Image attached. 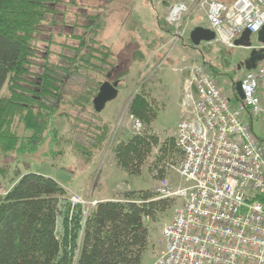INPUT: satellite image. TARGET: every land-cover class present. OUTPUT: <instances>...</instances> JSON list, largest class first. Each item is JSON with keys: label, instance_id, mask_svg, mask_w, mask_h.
Listing matches in <instances>:
<instances>
[{"label": "trees", "instance_id": "1", "mask_svg": "<svg viewBox=\"0 0 264 264\" xmlns=\"http://www.w3.org/2000/svg\"><path fill=\"white\" fill-rule=\"evenodd\" d=\"M168 1L163 3L168 6ZM59 2L0 0V151L23 148L25 143H32L31 149H35L36 139L45 133L55 138L57 130L51 115L70 95L63 87L74 77L79 87L72 91V106L79 112L91 106L95 113L92 99L113 73L107 49L92 46L97 43L93 36L86 41V31L92 28L90 18L59 61L55 64L48 60L51 29L57 22L64 25L56 19V15H62L57 10ZM44 30L41 40L46 46L41 50L34 41ZM201 64L212 76L216 72L211 62L203 59ZM93 74H104L105 79L98 81ZM6 86L9 95L2 92ZM155 104L143 89L133 95L128 112L141 119L145 129L130 132L111 149L118 165L129 175L140 174L145 165L158 180L164 178L168 166H173L175 153L180 154V161L182 154L174 136L160 141L153 132ZM15 124L21 126V132ZM96 127L99 130L85 147L74 138L75 151L78 147L85 159L102 147L111 130L107 122ZM153 189H127L123 193L127 200L98 199L84 214L82 204H73L71 192L53 177L39 172L17 175L0 192V264H140L148 221L156 223L175 199L157 198Z\"/></svg>", "mask_w": 264, "mask_h": 264}, {"label": "rangeland", "instance_id": "2", "mask_svg": "<svg viewBox=\"0 0 264 264\" xmlns=\"http://www.w3.org/2000/svg\"><path fill=\"white\" fill-rule=\"evenodd\" d=\"M58 1L60 2L57 10L62 15H56V19L62 20L64 25L60 26L57 22L51 29L52 43L49 45L48 60L56 64L60 55L65 52L66 46L76 43L74 36L83 30L82 25L86 24L85 21L92 20L90 21L92 28H97V32L95 30L93 34L88 35L92 29L88 27L90 30L86 31V41L89 42V38L93 36L98 44L91 45L96 48L101 46L100 48L103 47L102 49H107L110 53L112 69H114L112 80L117 77L118 94L116 98L105 103V108L101 112L92 113L91 106L79 112L77 106H72L71 103L72 91L79 87H77L78 78L74 77V80L67 81L63 90L70 95L64 98L63 103L61 102L56 112L51 115L57 136L53 138L45 133L38 137L35 149H31L32 143H25L23 148L18 145L19 148L13 151H0V192H3L17 175L26 172H39L53 177L73 192L71 194L77 193L81 199L90 201H97L98 196L127 200L123 194L127 189H153L157 180L153 176L154 173L147 170V166H143L140 174L129 175L118 165L111 149L115 142L125 138L124 133L135 131L130 118L132 114L128 112V105L133 95L143 89L150 98H154L157 116L153 122V132L160 141H164L174 136L176 123L181 119L185 94L183 80L187 74V67L192 63H201L203 59L211 62L216 68L213 74L216 84L234 103L237 99L233 94V83L243 76L236 68L250 53V49L243 46L229 49L215 41L202 42L194 47L189 40L191 29L196 25L208 27V18L202 10H194L192 14H183L178 22H168L166 16L173 0L168 1V6L163 0ZM222 1L229 2V0ZM75 23L77 24L75 29L71 28ZM46 30L34 41L38 49L43 50L46 46L45 41L41 40ZM174 36H177L176 39H173ZM127 38H130L131 42ZM136 38L142 39L141 48L145 51L149 46L151 48L158 46L156 51L159 53L151 57L149 62L138 60L137 63H129V47L130 44L135 45ZM250 40L252 46L258 45L256 33L251 34ZM123 43L126 45L124 50ZM153 50L151 49V52H154ZM93 76L98 81L105 79L104 74H93ZM7 87L2 91L4 95H9ZM59 112L61 114L57 115ZM139 120L142 128L145 129L143 122ZM102 122L109 123L111 127L106 142L95 150L93 157L85 159V154L82 156L79 154L78 147L77 152L75 151L74 138H79V143L85 147L86 143L92 142V136L99 130L96 126H101ZM14 126L18 132H21V126L16 124ZM258 133L262 136L261 130ZM175 154L177 159H173L171 163L177 167L180 154ZM164 178H167L174 187L185 185L179 174L170 166L166 169ZM179 202L180 200L175 198L172 207L159 214L156 223L148 221L149 233L140 264H152L164 250L161 228L172 219ZM84 205L91 208V203Z\"/></svg>", "mask_w": 264, "mask_h": 264}, {"label": "built area", "instance_id": "3", "mask_svg": "<svg viewBox=\"0 0 264 264\" xmlns=\"http://www.w3.org/2000/svg\"><path fill=\"white\" fill-rule=\"evenodd\" d=\"M169 8L170 23L202 10L214 41L229 49L242 31L264 25V0H184ZM239 81L242 98L235 92L232 103L204 65L187 67L174 132L182 157L171 166L185 185L161 178L153 190L182 202L161 228L164 250L152 264H264V60ZM130 118L138 132L140 120ZM71 195L84 214V204L96 202Z\"/></svg>", "mask_w": 264, "mask_h": 264}, {"label": "water", "instance_id": "4", "mask_svg": "<svg viewBox=\"0 0 264 264\" xmlns=\"http://www.w3.org/2000/svg\"><path fill=\"white\" fill-rule=\"evenodd\" d=\"M250 32L248 30L242 31V34L235 39V46L249 48L250 53L239 62L237 68H243L244 70L255 69L258 62L264 60V25L257 31L256 39L258 40V45L252 46L250 40ZM215 37L214 31L209 27H202L196 25L191 29L189 40L191 44L196 47L202 42H211ZM263 45V46H261ZM240 81L234 82V89L238 98H242V93L239 87ZM118 81L110 82L109 80H104L102 84L98 87L96 95L92 99V105L94 106L95 112H101L105 108V103L116 98Z\"/></svg>", "mask_w": 264, "mask_h": 264}, {"label": "crops", "instance_id": "5", "mask_svg": "<svg viewBox=\"0 0 264 264\" xmlns=\"http://www.w3.org/2000/svg\"><path fill=\"white\" fill-rule=\"evenodd\" d=\"M182 1H184V0H173V3H178V2H182ZM222 1V0H221ZM222 2H224V1H222ZM232 2V0L230 1L229 0V2H224V3H226V4H229V3H231ZM123 39V38H122ZM128 39V41L129 42H131L130 41V38H127ZM149 42H151V41H149ZM134 43H135V45L133 46V45H131L130 44V47H129V52H130V54H129V59H128V61H129V63H137L136 61H143V62H149V59H151V57H155V55L156 54H158L159 53V51L157 52L156 50L158 49V46H155V44H153L154 46H155V48H151L150 46L148 47V51L146 50H144L143 48H141V47H143V44H142V39H140V38H136L135 40H134ZM129 44V43H128ZM150 45H152L151 43H150ZM125 44L123 43V50L124 49H126L125 48ZM143 49V50H142ZM151 49H154L153 51L154 52H151ZM126 52V51H125ZM133 52H135L134 54V56H136V58L133 56ZM175 131V130H174ZM130 133V132H129ZM129 133L128 134H123V137H126V136H128L129 135ZM71 192V191H70ZM71 193H73V192H71ZM97 199H108V198H104V197H97Z\"/></svg>", "mask_w": 264, "mask_h": 264}, {"label": "bare ground", "instance_id": "6", "mask_svg": "<svg viewBox=\"0 0 264 264\" xmlns=\"http://www.w3.org/2000/svg\"><path fill=\"white\" fill-rule=\"evenodd\" d=\"M212 41H214V39H213ZM212 41H211V42H212ZM107 77H108V76H107ZM141 128H142V127H141ZM175 129H176V128H175ZM140 130H141V129H140ZM140 130H139V131H140ZM71 197H72V196L70 195L69 199H70ZM163 198H167V197H163ZM173 198H176V197H173ZM110 199H111V198H110ZM176 199H178V198H176ZM70 200H71V202H72V199H70ZM107 200H109V199H107ZM178 200H180V202H179V205H180L182 201H181L180 198H179ZM72 203H73V202H72ZM96 203H97V201H96L95 203H91V206H94ZM179 205H178V207H179ZM89 207H90V206H88L87 209H88ZM178 207H177V208H178ZM175 209H176V208H175ZM173 215H174V214H173ZM171 218H172V219H171L168 223H170V222L173 220V216H172ZM168 223H166V224H164V225H167Z\"/></svg>", "mask_w": 264, "mask_h": 264}, {"label": "flooded vegetation", "instance_id": "7", "mask_svg": "<svg viewBox=\"0 0 264 264\" xmlns=\"http://www.w3.org/2000/svg\"><path fill=\"white\" fill-rule=\"evenodd\" d=\"M236 70L239 71L241 74H243V72L245 71L243 68H236ZM112 78H113V77H112V74H111V76L109 77L108 80H109L110 82L113 83V82H115L116 80H114V79L112 80Z\"/></svg>", "mask_w": 264, "mask_h": 264}]
</instances>
